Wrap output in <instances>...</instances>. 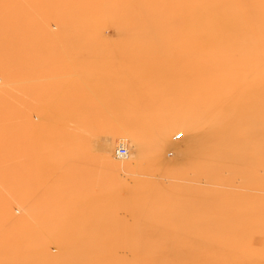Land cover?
Segmentation results:
<instances>
[{
  "label": "rangeland",
  "instance_id": "1",
  "mask_svg": "<svg viewBox=\"0 0 264 264\" xmlns=\"http://www.w3.org/2000/svg\"><path fill=\"white\" fill-rule=\"evenodd\" d=\"M0 264H264V0H0Z\"/></svg>",
  "mask_w": 264,
  "mask_h": 264
},
{
  "label": "built area",
  "instance_id": "2",
  "mask_svg": "<svg viewBox=\"0 0 264 264\" xmlns=\"http://www.w3.org/2000/svg\"><path fill=\"white\" fill-rule=\"evenodd\" d=\"M114 154L118 158L125 157L128 154V149L126 148V146L120 144L117 147H115Z\"/></svg>",
  "mask_w": 264,
  "mask_h": 264
},
{
  "label": "bare ground",
  "instance_id": "3",
  "mask_svg": "<svg viewBox=\"0 0 264 264\" xmlns=\"http://www.w3.org/2000/svg\"><path fill=\"white\" fill-rule=\"evenodd\" d=\"M255 121H256V119H255ZM253 141H255V139H253ZM120 144H122V145L126 146V144H125V143H123V142L119 143L118 145H120ZM118 145H117V146H118ZM126 148L128 149V147H127V146H126ZM129 152H130V151H129V149H128V154H127L125 157H120V158H118V157H117V158H118V159H125V158H127V157L129 156Z\"/></svg>",
  "mask_w": 264,
  "mask_h": 264
}]
</instances>
